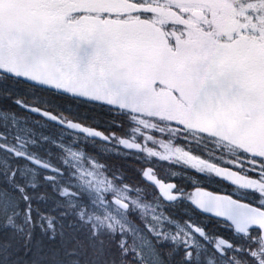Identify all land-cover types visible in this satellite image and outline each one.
<instances>
[{
  "label": "snow or ice",
  "instance_id": "snow-or-ice-1",
  "mask_svg": "<svg viewBox=\"0 0 264 264\" xmlns=\"http://www.w3.org/2000/svg\"><path fill=\"white\" fill-rule=\"evenodd\" d=\"M0 264H264V0H0Z\"/></svg>",
  "mask_w": 264,
  "mask_h": 264
}]
</instances>
